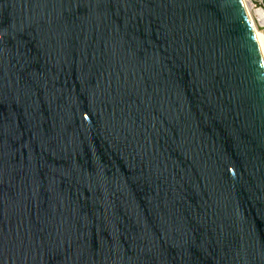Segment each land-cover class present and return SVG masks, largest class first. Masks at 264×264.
Returning a JSON list of instances; mask_svg holds the SVG:
<instances>
[{
	"label": "water",
	"instance_id": "95a60500",
	"mask_svg": "<svg viewBox=\"0 0 264 264\" xmlns=\"http://www.w3.org/2000/svg\"><path fill=\"white\" fill-rule=\"evenodd\" d=\"M0 264H264L242 0H0Z\"/></svg>",
	"mask_w": 264,
	"mask_h": 264
},
{
	"label": "built area",
	"instance_id": "2783aa9c",
	"mask_svg": "<svg viewBox=\"0 0 264 264\" xmlns=\"http://www.w3.org/2000/svg\"><path fill=\"white\" fill-rule=\"evenodd\" d=\"M242 2L247 10L255 34L262 40L264 48V0H242Z\"/></svg>",
	"mask_w": 264,
	"mask_h": 264
},
{
	"label": "bare ground",
	"instance_id": "6f19581e",
	"mask_svg": "<svg viewBox=\"0 0 264 264\" xmlns=\"http://www.w3.org/2000/svg\"><path fill=\"white\" fill-rule=\"evenodd\" d=\"M256 37H257L258 44H259V46H260V49H261L262 55H263V57H264L263 42H262V40L259 38V36H257V34H256Z\"/></svg>",
	"mask_w": 264,
	"mask_h": 264
}]
</instances>
